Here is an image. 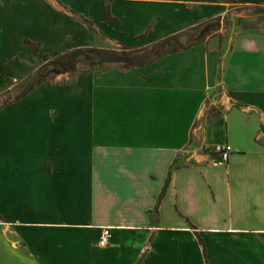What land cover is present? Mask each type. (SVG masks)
<instances>
[{"label": "crops", "instance_id": "crops-1", "mask_svg": "<svg viewBox=\"0 0 264 264\" xmlns=\"http://www.w3.org/2000/svg\"><path fill=\"white\" fill-rule=\"evenodd\" d=\"M223 3L0 0V72L7 86L47 55L145 48ZM217 89L222 113L204 123ZM224 144L233 153L216 166ZM0 264H264V32L84 70L1 108Z\"/></svg>", "mask_w": 264, "mask_h": 264}, {"label": "rangeland", "instance_id": "rangeland-1", "mask_svg": "<svg viewBox=\"0 0 264 264\" xmlns=\"http://www.w3.org/2000/svg\"><path fill=\"white\" fill-rule=\"evenodd\" d=\"M224 2L218 8L217 14L212 18L202 22L196 28L187 30L178 41L172 40L170 46L165 50L160 47V42L147 46L144 55L147 59L153 60L158 55L166 51H173L181 46L200 42L206 44L209 48L213 49L218 46L225 45L227 49L233 48L239 33L248 29H258L264 32V5L259 7H245L243 5L232 3L229 0H220ZM113 65L104 66L108 68ZM85 65H80L79 69H84ZM9 72L7 69L0 72V107L15 100L24 91L29 82H22L13 86H6L4 83V74ZM54 81L57 82H72L69 75H59ZM4 84V85H3ZM218 94V96H216ZM222 94L220 89L214 92V96L207 102V110L204 118V123L212 120L214 117L222 113L219 107L212 104Z\"/></svg>", "mask_w": 264, "mask_h": 264}, {"label": "trees", "instance_id": "trees-1", "mask_svg": "<svg viewBox=\"0 0 264 264\" xmlns=\"http://www.w3.org/2000/svg\"><path fill=\"white\" fill-rule=\"evenodd\" d=\"M229 1H231L232 3H236L233 0H229ZM106 13L108 17L110 18L112 17L109 5L106 8ZM80 19L84 23H86L89 27L93 28L91 22H89L84 18H80ZM198 25H196L194 28L198 27ZM185 32H181L179 34L172 35L163 39L160 42V47L165 50L168 46H170L172 40L178 41ZM26 44L29 50L32 52L38 51L42 47L41 44L32 42L30 40H27ZM198 44L201 43L197 42V43L189 44L187 46H181L180 48L175 49L173 51H166L158 55L157 58L153 60H149L146 58L143 52L145 51V49L143 48L132 49L127 47L115 48V47L94 46V47L71 49L55 56L47 55L45 61L37 68L36 71L31 73L25 80L16 82L12 79H7L8 86H13L22 82H29V84L26 86V88L20 94V96H18L15 100L7 104H3L0 107V109L15 101H19L22 98L26 97L28 94H30L34 89H36L40 85L48 81H54L55 78L59 75H69L73 80L81 71L84 70L93 71L108 65H120L125 69L141 67L159 58H162L170 53L186 50ZM82 64L85 65V67L84 69L80 70L79 66ZM64 82L68 83V81H64ZM170 179H171V173L167 180V184L162 194L159 197L158 204H160L161 200L163 199L167 191V188L170 183Z\"/></svg>", "mask_w": 264, "mask_h": 264}, {"label": "built area", "instance_id": "built-area-1", "mask_svg": "<svg viewBox=\"0 0 264 264\" xmlns=\"http://www.w3.org/2000/svg\"><path fill=\"white\" fill-rule=\"evenodd\" d=\"M213 152L217 155V157L213 161V164L216 166H222L227 164V162L230 160V157L233 153V147L228 144L215 145L213 148ZM112 236L113 234L111 228H103L100 237V246H109Z\"/></svg>", "mask_w": 264, "mask_h": 264}]
</instances>
